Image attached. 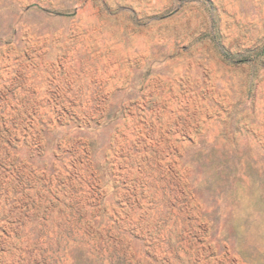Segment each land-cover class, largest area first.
<instances>
[{
	"label": "rangeland",
	"instance_id": "obj_1",
	"mask_svg": "<svg viewBox=\"0 0 264 264\" xmlns=\"http://www.w3.org/2000/svg\"><path fill=\"white\" fill-rule=\"evenodd\" d=\"M0 264H264V0H0Z\"/></svg>",
	"mask_w": 264,
	"mask_h": 264
}]
</instances>
